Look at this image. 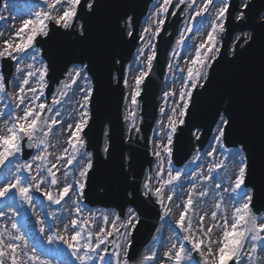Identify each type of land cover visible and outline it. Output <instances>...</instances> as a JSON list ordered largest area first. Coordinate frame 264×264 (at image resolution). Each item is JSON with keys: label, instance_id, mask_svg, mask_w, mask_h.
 <instances>
[{"label": "snow or ice", "instance_id": "6c2138e0", "mask_svg": "<svg viewBox=\"0 0 264 264\" xmlns=\"http://www.w3.org/2000/svg\"><path fill=\"white\" fill-rule=\"evenodd\" d=\"M173 5L192 12L171 47L166 67L173 87L163 93L155 136L147 139L155 171L141 182L137 151L117 150L110 129L97 152L88 150L85 129L90 130L92 105L100 102L102 88L93 65L106 62L109 84L130 90L123 96V143L144 139L140 98L157 61V40L167 31L169 15H176L175 10L169 14ZM106 7L104 0H36L18 25L0 29V102L7 101L0 107V201H5L0 207V264H264V215L255 210V202L264 200V133L257 159L246 139H231L241 127L230 95H221L207 126L198 122L196 99L210 94L214 65L221 60L235 64L258 39L264 43V10L254 13L253 0H240L238 7L232 0H157L137 31L139 21L129 10L105 12ZM205 32L196 42L195 34ZM226 36L232 43L224 50ZM90 38L91 49L78 50ZM133 41L135 58L125 64L119 45ZM5 60L14 64L10 78ZM61 65L62 78L49 103L44 97L51 73ZM61 105L65 107H54ZM185 132L193 154L184 167H176L175 156L186 147L181 142ZM64 134L68 146L54 155L50 149L65 143ZM205 156L210 158L206 169ZM185 180L186 199L181 200L178 189H184ZM89 192L118 198L119 210L86 209ZM145 199L158 206L159 219L171 232L163 256L155 248L131 255L141 224L137 209ZM208 200L214 202L210 213L204 210ZM173 206L182 209L174 221ZM21 209L31 210L38 233L21 228ZM216 230L222 236L214 239Z\"/></svg>", "mask_w": 264, "mask_h": 264}, {"label": "water", "instance_id": "95a60500", "mask_svg": "<svg viewBox=\"0 0 264 264\" xmlns=\"http://www.w3.org/2000/svg\"><path fill=\"white\" fill-rule=\"evenodd\" d=\"M152 0H104L105 12H113L119 10H129L139 23L137 24V31L140 21L145 16L148 6ZM1 2V0H0ZM121 4L122 9L114 8V4ZM233 5L238 7V0H232ZM253 12L264 10L263 0H255L253 2ZM180 12L170 25H166V30H171V34L167 37L166 32H163L159 37L158 42V56L155 63L154 74L152 78L147 80L145 93L141 97L144 100L143 114L145 124L142 125V132L144 135V142H133L131 145L123 143L124 128L121 123V109L123 103V90L120 87L111 86L109 84L107 74V64L103 60H98L93 65V72L95 77H102L101 100L99 103L95 102L92 105V112L94 119L90 123V130L86 129L87 138L89 140V151L97 152L102 147L103 132L106 124L109 125L111 135L117 150L121 146L124 148H134L138 153V167L137 171L140 173V180L143 181V176L146 167H151V160L148 157V144L154 121L156 119L157 104L159 90L162 85V78L165 73V65L168 52L174 45L176 34L180 25L185 19H180ZM230 33L234 30L230 28ZM235 31H238L235 30ZM232 39L226 36L225 49L230 45ZM92 39L84 41L77 45L78 50L88 52L92 47ZM136 49V41L128 44H120L119 52L123 58V62L127 64ZM231 59V58H229ZM62 65L57 68L54 73H51V81L48 90V96L54 89L56 81L61 76ZM212 77V86L210 94L205 97H197L198 103V122L207 126L212 119L214 112V105L219 102L221 95H230L233 99L232 110L238 117L241 127L239 135L233 136L231 139L236 141L239 139H246L249 145L255 150L257 159H259L261 151L262 133H264V43L258 39L257 43L248 50L235 64L226 63L221 60L219 64L214 65L213 71L210 73ZM210 100L212 103H210ZM211 133L209 132L208 140L205 141L203 147L209 141ZM188 133L185 132L181 136V142L186 145L183 152V158L180 160V153L175 156V161L181 165L192 154L193 150L187 147ZM229 147L234 145L229 144ZM29 151L25 152L24 158H28ZM86 203L92 207L101 206L104 208L118 209L121 201L118 198H102L97 196L94 192H89ZM255 210L258 213L264 212V200H257L255 202ZM135 207V206H133ZM140 212L141 224L138 225V231L134 233V246L131 250V255L136 256L138 253L143 254L146 246L152 240L156 233L160 219L159 208L151 200H144V203L137 209ZM111 251V249H110ZM196 259L198 255L194 254Z\"/></svg>", "mask_w": 264, "mask_h": 264}, {"label": "rangeland", "instance_id": "374dc122", "mask_svg": "<svg viewBox=\"0 0 264 264\" xmlns=\"http://www.w3.org/2000/svg\"><path fill=\"white\" fill-rule=\"evenodd\" d=\"M31 2H32V4H31ZM197 2H198V3H202V0H197ZM156 3H157V0H153L152 4H151V6H150V9H149L148 15L154 10V6L156 5ZM29 4H30V5H29ZM35 4H36V0H7V1L5 0V1L3 2V6H2L1 9H0V15H2V16L5 17V20L0 21V29L4 28V26L7 25L8 21L10 20V18H9V14H11V13L14 14V15H13V16H14V20L19 18V17H17V15L19 14V11H21L22 16H23V15L26 16V14H27L30 10H32V8L34 7ZM174 10L177 11V9H175V7H174ZM187 10H188V9L186 8V11H187ZM191 12H192V11H191ZM148 15H147V16H148ZM147 16H146V17H147ZM146 17H145V18H146ZM194 23H195V26H196V27H199V26H200V18H197V21L194 22ZM143 26H144V25H143V23H142L140 31H142ZM183 26H186V24H184ZM183 26H182V27H183ZM179 32H180V31H179ZM179 32H178V36H179ZM189 35H192V34H189ZM178 36H177V38H178ZM205 36H206V32H205L203 35L197 33V34H195L194 39L196 40V42H199V41L203 40V39L205 38ZM135 53H136V52H135ZM193 54H194V52H193ZM181 55L183 56L184 53H181ZM134 58H135V54H134L132 60H133ZM168 61H169V56H168ZM180 64H181L182 67L184 66V61H183L182 59H181V61H180ZM11 69L14 71V64H13V63H12V67H11ZM131 82H132V81L130 80V83H131ZM163 82H164V84H163V86L161 87V89L159 90L160 97H159V105H158V109H160V107H161L162 104H163V99H164V98H163V93H164L165 91H167L169 88L173 87L172 79H171V76H170V74L168 73L167 69H166V75H165V77H164ZM56 87H57V86L54 87L52 93L56 90ZM9 91H12V92L14 93V92H15V87L12 86V85H9ZM46 91H47V90H46ZM129 91H130V90H125V94H128ZM52 93L50 94L49 97H48V95L45 93V97H44V99H46L49 103H51V96H52ZM140 100H141V99H140ZM3 103H7V101L0 102V107H3ZM129 103H130V99H129ZM142 104H143V101H141V103H140V109H141V110H142ZM125 106H126V104H125V101H124V107H123V114H122V115L125 114ZM54 107H59V108L63 109L65 106L61 105V106H54ZM67 107H68V110H69V111L72 110V109H71V105H68ZM141 110H140V112H139V116H141V115H140ZM66 115H67V114H65V116H66ZM139 116H138V119H139ZM122 117H123V116H122ZM160 118H161V117H160V112H158V119H157V120H159ZM165 119H166V118H165ZM69 122H71V123H73V124L75 123L74 120H70ZM124 123H125V122H124ZM156 128H157V124L155 123V126H154V128H153V131H152V135H151V137H154V136H155V130H156ZM125 129H126V133H127V125H126V123H125ZM61 139H62L63 141H65V143H60V144H58V146H57L55 149H50V151H53V152H54V155H59V154L63 151V149H64L65 147L68 146L67 143H66V141H67V139H68V134H64V135L61 137ZM149 148H150V146H149ZM206 148H207V147H206ZM33 154H35V153L33 152ZM209 159H210V158H207L206 156H205V158H204L203 163H204V167H205V169L207 168V161H208ZM53 162H55L54 159H53ZM187 162H188V161H187ZM187 162H186V163H187ZM183 167H184V166H183ZM154 171H155V170H154V166H153L152 174H154ZM147 174H148V171L146 172V175H147ZM189 174H190V173H189ZM58 175H59V173H58ZM146 175H145V176H146ZM0 179H2V176H0ZM207 184L209 185L210 189L214 187V183H213L212 181H208ZM187 188H188V183H187V180H185V182H184V189H183V190L178 189L179 194H180V197H181V200L186 199V190H187ZM37 195H39V194H37ZM174 199H175V197H174ZM179 202H180V201H177V203H179ZM62 203H63V202H62ZM213 203H214L213 201L208 200L207 204L204 205V210H208L209 213H210V206H211ZM4 204H5V201H0V207H3ZM45 205H46V202H45ZM83 205L86 207V209H91V210H93V211H96V210L103 211V210H105V209L98 208V207H96V208H90V207H88V206L85 204L84 201H83ZM70 206H71V201H69V203H68L67 205H65L64 207H65V209H69ZM51 208H52V209H59L60 206H59V205H53V206H51ZM181 210H182V209H177V208H175V206H173V212H174V216L172 217V220H173V221H174L175 219L178 218L179 212H180ZM44 211H45V212L49 211V209L47 208V206H45ZM197 211H201V210H200V209H197ZM30 212H31L30 209H21V210H20V215L17 217V220L19 221V224H20L21 228H22L24 231H26V232H27V231H35L36 233H38V228H39V226L35 224V217H34V216H31V215H30ZM62 214H63V215H67L66 212H65V213L57 212V215H62ZM229 214H230V213H229ZM261 215H264V212L261 213ZM42 218H43V216H42ZM48 220H49V222L55 223V221H52V219H51L50 216L48 217ZM61 227H62V225H61ZM159 228H160V232H159V233L157 232L156 235H155V237H157V240H153V241L150 243V245H149V246L147 247V249H146V252H147L149 249H153V248H155V250H156L157 253H158V256H163V252L166 251V248L163 247V245L167 243V241H168V237L171 235V232L169 231V226H168L167 224H165L163 221H161V223H160V227H159ZM97 230H98V229H97ZM221 236H222V232L219 231V230H216V232H215V236H214L213 238L216 239V238H219V237H221ZM261 247H264V245H261ZM106 258H110V256H109V257H106ZM157 264H160V261H159V260L157 261Z\"/></svg>", "mask_w": 264, "mask_h": 264}, {"label": "bare ground", "instance_id": "6f19581e", "mask_svg": "<svg viewBox=\"0 0 264 264\" xmlns=\"http://www.w3.org/2000/svg\"><path fill=\"white\" fill-rule=\"evenodd\" d=\"M14 14H9V18H10V20L8 21V23H7V26L8 27H11L14 23L16 24V25H18L19 24V22H20V19H22V18H26V16H22V14H21V11H19V14L17 15V17H19L18 19H15L14 20V16H13ZM7 35V34H6Z\"/></svg>", "mask_w": 264, "mask_h": 264}]
</instances>
